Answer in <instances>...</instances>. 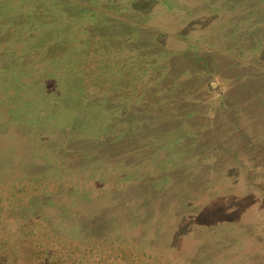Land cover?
I'll use <instances>...</instances> for the list:
<instances>
[{
	"label": "rangeland",
	"instance_id": "obj_1",
	"mask_svg": "<svg viewBox=\"0 0 264 264\" xmlns=\"http://www.w3.org/2000/svg\"><path fill=\"white\" fill-rule=\"evenodd\" d=\"M261 27L264 0H0V264H264Z\"/></svg>",
	"mask_w": 264,
	"mask_h": 264
},
{
	"label": "trees",
	"instance_id": "obj_2",
	"mask_svg": "<svg viewBox=\"0 0 264 264\" xmlns=\"http://www.w3.org/2000/svg\"><path fill=\"white\" fill-rule=\"evenodd\" d=\"M261 28H264V27H261ZM198 160V159H197ZM207 161H206V159H203V163H206Z\"/></svg>",
	"mask_w": 264,
	"mask_h": 264
}]
</instances>
